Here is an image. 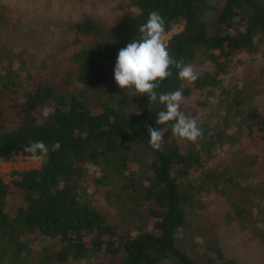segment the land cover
<instances>
[{"label":"trees","instance_id":"obj_1","mask_svg":"<svg viewBox=\"0 0 264 264\" xmlns=\"http://www.w3.org/2000/svg\"><path fill=\"white\" fill-rule=\"evenodd\" d=\"M116 4L112 21L84 12L58 23L56 43L77 84L70 90L60 89L64 75L52 62L29 65L0 42V160L31 157L24 149L36 141L49 147L40 166L14 172L9 182L0 177V264H237L225 257L217 231L233 224L264 237V167L246 148L255 139L264 144L255 101L264 92V66L243 80L232 74V54L264 58V0ZM152 11L164 18L165 34L182 26L166 41L170 55L201 67L183 88L171 66L156 91L196 89L214 98L199 103L202 134L183 148L162 138L153 149L147 126L168 127L165 137L175 122L157 124L165 106L132 96L114 79L119 49L140 38ZM46 107L53 109L47 118ZM8 111H19L12 129ZM223 147L227 162L204 168L202 155ZM37 236L48 244L36 245Z\"/></svg>","mask_w":264,"mask_h":264},{"label":"rangeland","instance_id":"obj_2","mask_svg":"<svg viewBox=\"0 0 264 264\" xmlns=\"http://www.w3.org/2000/svg\"><path fill=\"white\" fill-rule=\"evenodd\" d=\"M116 2L119 0H0V13H4V22L0 21V42L17 54L18 59L27 61L29 65L36 63L39 60H47L52 62L56 73H62L65 81L62 82L60 89L70 90L76 84L72 80L73 75L70 69V63L64 61V52L56 43L58 23L78 17L84 12H94L102 19L112 21L115 16ZM182 29L181 25L176 26L165 35V42L170 36ZM232 62L236 64L232 74L241 78L251 77V75H259L260 69L264 66V58L255 51L250 53L234 52ZM196 72L200 71V66L191 64ZM61 77V76H60ZM22 78V77H21ZM24 78V77H23ZM264 88V76H261ZM190 82L183 79V88L190 86ZM241 86V83H238ZM12 87L17 88V83L12 84ZM183 102L180 110L186 115L191 116L192 112H196L194 117L196 121L202 116V108L199 104L207 99L212 101L214 98L204 90L192 89L185 93L183 92ZM247 100V99H246ZM257 107L264 113V92L255 99ZM91 110L99 112L100 108L90 102ZM9 122L7 129H12L16 126L19 119V111H8ZM173 139L182 148L188 143V140L181 139L178 136L168 133L163 139ZM256 142L246 145V148L253 152L260 163L264 167V144L257 139ZM227 147L219 149L216 155L203 154L202 163L204 168H213L227 162L228 159ZM42 156L39 159L31 156H22L16 154L7 161L0 160V177L4 182H9L15 177L14 172H20L29 168H36L42 162ZM93 189H97L93 182H88ZM226 209V207H224ZM218 242L221 250L226 258L233 259L237 264H264V237L250 238L245 231H239L233 224H226L220 227L217 231ZM33 235V233L31 234ZM35 239L36 245L48 244L45 238ZM72 264H117L115 262H91ZM164 264H172L164 262Z\"/></svg>","mask_w":264,"mask_h":264},{"label":"clouds","instance_id":"obj_3","mask_svg":"<svg viewBox=\"0 0 264 264\" xmlns=\"http://www.w3.org/2000/svg\"><path fill=\"white\" fill-rule=\"evenodd\" d=\"M139 33V39H133L118 51L114 67L115 82L122 89H131L132 96L147 94L149 104L159 102L164 105L165 110L158 112L156 123L167 125L169 121H174L171 128L173 135L195 141L201 136L202 130L195 118L186 116L180 110L184 99L182 91L178 89L170 93H158L156 89L160 82L172 75L170 67L173 65L179 70V78L189 82H194L198 74L192 65H185L182 60L177 61L170 55L165 42V20L157 11L149 13L147 22L139 26ZM51 114L53 109H43L45 118ZM167 130L168 127L158 130L147 126L148 142L153 149L161 147ZM59 148V142L52 145V151ZM24 151L39 159L40 155L48 154L49 147L43 141H36L26 146Z\"/></svg>","mask_w":264,"mask_h":264}]
</instances>
